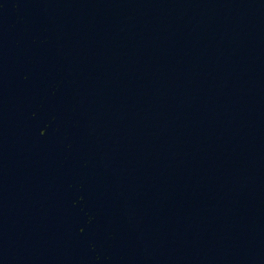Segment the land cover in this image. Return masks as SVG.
Masks as SVG:
<instances>
[{
    "label": "water",
    "instance_id": "obj_1",
    "mask_svg": "<svg viewBox=\"0 0 264 264\" xmlns=\"http://www.w3.org/2000/svg\"><path fill=\"white\" fill-rule=\"evenodd\" d=\"M0 264H264V0H0Z\"/></svg>",
    "mask_w": 264,
    "mask_h": 264
}]
</instances>
